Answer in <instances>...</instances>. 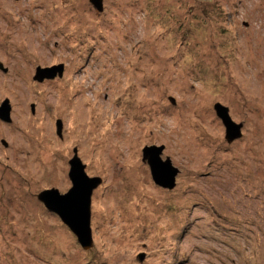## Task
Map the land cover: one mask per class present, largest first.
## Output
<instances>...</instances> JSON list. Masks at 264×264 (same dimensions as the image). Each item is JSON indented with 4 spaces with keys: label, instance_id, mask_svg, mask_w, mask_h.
Returning <instances> with one entry per match:
<instances>
[{
    "label": "rangeland",
    "instance_id": "obj_1",
    "mask_svg": "<svg viewBox=\"0 0 264 264\" xmlns=\"http://www.w3.org/2000/svg\"><path fill=\"white\" fill-rule=\"evenodd\" d=\"M6 99L0 264H264V0H0ZM74 156L101 178L86 248L37 198L69 191Z\"/></svg>",
    "mask_w": 264,
    "mask_h": 264
},
{
    "label": "water",
    "instance_id": "obj_2",
    "mask_svg": "<svg viewBox=\"0 0 264 264\" xmlns=\"http://www.w3.org/2000/svg\"><path fill=\"white\" fill-rule=\"evenodd\" d=\"M98 10H102V0H90ZM63 65L37 66L34 78L42 80L44 77H53L62 74ZM4 100L0 105V117L9 121V104ZM171 102L175 99L170 96ZM215 111L225 126L227 140H232L240 135L241 124H235L228 115L227 108L216 103ZM61 129L60 121L57 122L58 132ZM163 145H145L142 148V158L147 161L153 181L166 188L174 187L178 167L172 164L167 156L161 157ZM85 165L74 156L70 160L69 178L72 187L64 194H59L53 189H44L37 194V198L49 210L55 212L60 219L74 232L82 247H89L92 243L90 228V201L92 190L100 183V176H90L85 173Z\"/></svg>",
    "mask_w": 264,
    "mask_h": 264
}]
</instances>
